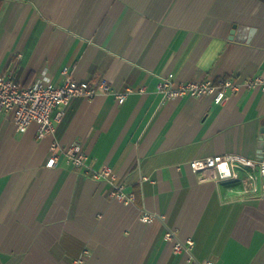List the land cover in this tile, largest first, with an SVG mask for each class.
I'll list each match as a JSON object with an SVG mask.
<instances>
[{
	"label": "crops",
	"instance_id": "obj_1",
	"mask_svg": "<svg viewBox=\"0 0 264 264\" xmlns=\"http://www.w3.org/2000/svg\"><path fill=\"white\" fill-rule=\"evenodd\" d=\"M0 2V75L111 90L74 99L43 139L0 114V264H264V192L201 183L190 167L228 153L264 158V0ZM171 74L175 86L261 81L217 105L164 99L158 84ZM75 143L87 167L67 162ZM106 166L134 204L93 178ZM143 212L156 217L144 223ZM168 232L192 239L191 253H176Z\"/></svg>",
	"mask_w": 264,
	"mask_h": 264
},
{
	"label": "built area",
	"instance_id": "obj_2",
	"mask_svg": "<svg viewBox=\"0 0 264 264\" xmlns=\"http://www.w3.org/2000/svg\"><path fill=\"white\" fill-rule=\"evenodd\" d=\"M67 74V69H65ZM256 80H233L221 79L193 80L174 85V75L162 79L158 84V93L167 100H177L184 97L206 98L213 97L217 105H222L231 94L240 92L243 88H255L260 84ZM110 85L102 82L96 86L88 82H79L71 77L65 79L62 85L50 82L38 81L34 84L24 85L13 79L0 75V114L12 115L16 129L20 133H26L31 126L38 127V137L45 138L53 135L57 125L64 119L67 109L76 98L92 99L99 93H109ZM127 94L117 95L119 104H123ZM58 143L51 146L52 157L47 166L54 167L61 155L57 153ZM67 162L75 168L87 167L88 155L81 145L72 144L63 150ZM194 174L198 176L201 183L230 181L241 194H257L260 190L264 192V158L255 159L237 153H228L213 157L197 158L190 162ZM95 180H106L112 185L110 197L123 202L134 204L136 195L127 192L123 184H115V175L108 166L93 172ZM259 181H262L261 187ZM156 215L143 212L141 221L151 223ZM166 238L174 245L176 253H191L194 241L187 238L185 242H177L175 234L168 232ZM202 264H214L204 262Z\"/></svg>",
	"mask_w": 264,
	"mask_h": 264
},
{
	"label": "water",
	"instance_id": "obj_3",
	"mask_svg": "<svg viewBox=\"0 0 264 264\" xmlns=\"http://www.w3.org/2000/svg\"><path fill=\"white\" fill-rule=\"evenodd\" d=\"M261 142H262V144H260V147H261V151H263V148H264V136L261 138Z\"/></svg>",
	"mask_w": 264,
	"mask_h": 264
},
{
	"label": "trees",
	"instance_id": "obj_4",
	"mask_svg": "<svg viewBox=\"0 0 264 264\" xmlns=\"http://www.w3.org/2000/svg\"><path fill=\"white\" fill-rule=\"evenodd\" d=\"M0 8H1V2H0Z\"/></svg>",
	"mask_w": 264,
	"mask_h": 264
}]
</instances>
